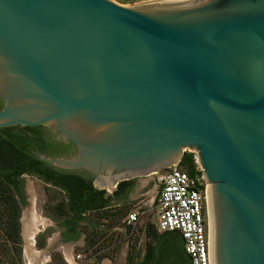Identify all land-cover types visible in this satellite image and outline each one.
Here are the masks:
<instances>
[{
	"label": "water",
	"instance_id": "obj_1",
	"mask_svg": "<svg viewBox=\"0 0 264 264\" xmlns=\"http://www.w3.org/2000/svg\"><path fill=\"white\" fill-rule=\"evenodd\" d=\"M0 134L106 193L193 151L207 263L264 264V0H0Z\"/></svg>",
	"mask_w": 264,
	"mask_h": 264
},
{
	"label": "trees",
	"instance_id": "obj_2",
	"mask_svg": "<svg viewBox=\"0 0 264 264\" xmlns=\"http://www.w3.org/2000/svg\"><path fill=\"white\" fill-rule=\"evenodd\" d=\"M177 164L190 175L200 172L195 167L193 151L184 150L177 160ZM23 174H31L44 184L50 183V186L58 191L59 198L54 202L52 210L55 216L60 219L58 224L63 226L62 236L65 239H75L80 232L85 233L83 245L76 249L85 251L87 245L91 247L98 240L99 232L95 233L94 230L87 229L86 211L93 209L99 222L98 218L104 215L101 207L107 200L104 189L93 186L90 175L82 170L49 164L0 134V264H21L22 261L19 215L21 203L24 201ZM131 183V178L119 180L112 190V195L115 198L125 199L129 190L123 186L126 184L130 187ZM149 225L156 230L153 223H146V236L153 238L154 235L149 233ZM177 234L179 241L172 240L170 237L166 238L161 232L157 233L156 239L158 243H162V241L178 243L186 257L185 264H188L189 257L183 249L180 234L178 232ZM45 236L44 230L36 234L35 245L37 247L43 246ZM96 249L95 246L91 250ZM150 256L149 241L147 240L139 264H149ZM57 258L61 259L60 254L57 251H52L50 259Z\"/></svg>",
	"mask_w": 264,
	"mask_h": 264
},
{
	"label": "crops",
	"instance_id": "obj_3",
	"mask_svg": "<svg viewBox=\"0 0 264 264\" xmlns=\"http://www.w3.org/2000/svg\"><path fill=\"white\" fill-rule=\"evenodd\" d=\"M147 182H136L132 189L128 191L125 199L115 198L112 195V191L104 192L107 196V200L102 205V215L97 220L94 210H87V229L94 230L95 233L99 232L98 240L89 247L85 248L84 252V264H139L144 252L146 241H149L150 247V261L152 264L154 256L159 244L165 246L172 243L162 241L158 243L156 236L158 232H161L166 238L170 237L172 240L177 239L179 241L178 234L175 230L158 231L154 230L153 226L149 225V233L153 234V238L146 236L145 224L148 222L153 223L152 215L149 213V208L153 204V196L155 191H148V194L144 197H140L145 190V184ZM155 187V182L153 183ZM124 184L123 187H125ZM145 187V188H144ZM140 205L142 210L139 211L138 217L134 221L127 220V212L133 208V205ZM54 224L53 230L45 237V254L43 255L42 264H48L50 260V254L52 251H57L60 254L61 260L64 264H75V253H79V249L76 247L83 245L85 233L80 232L79 236L75 239H65L62 236L63 226ZM96 236V234H95ZM97 247L92 251L93 247ZM100 253V255H99ZM47 257V259H46ZM45 261V262H44Z\"/></svg>",
	"mask_w": 264,
	"mask_h": 264
},
{
	"label": "built area",
	"instance_id": "obj_4",
	"mask_svg": "<svg viewBox=\"0 0 264 264\" xmlns=\"http://www.w3.org/2000/svg\"><path fill=\"white\" fill-rule=\"evenodd\" d=\"M195 167L200 171L188 174L177 162L169 163L151 173L155 175L153 224L158 231L175 230L182 238V246L189 257L188 264H208L205 251L206 197L205 180L194 155ZM140 205H133L127 220L138 217ZM75 253L74 257H79Z\"/></svg>",
	"mask_w": 264,
	"mask_h": 264
},
{
	"label": "rangeland",
	"instance_id": "obj_5",
	"mask_svg": "<svg viewBox=\"0 0 264 264\" xmlns=\"http://www.w3.org/2000/svg\"><path fill=\"white\" fill-rule=\"evenodd\" d=\"M118 3L125 4V5H130L134 4L138 1L142 0H114ZM23 194H24V201L21 203V209L23 210L25 207H29V210L27 211V217L24 221V224L27 223L31 217V215H35L43 220L42 223H40L39 227L40 231H45V235H48L54 228V224H56L57 217L55 216L54 211L52 210V206L54 202L59 198L58 191L50 186L49 183L44 184L40 179L37 177L28 175V174H23ZM146 181L147 183L145 184V187L147 188L145 190V193H143L140 197H144L148 194V191L154 190L155 187H153V183L155 182V175L154 173H149L148 175H141L138 177V181ZM99 185H103L99 184ZM144 187V188H145ZM149 213L152 215V219L154 220L156 217V214L154 212L153 204L149 208ZM25 216V215H23ZM25 227V225H24ZM26 229V228H25ZM38 232L33 233L32 235V245H33V255L31 254L30 258H32V264H42L43 260V255L46 253V247H45V241L42 247H37L35 245V239H36V234ZM21 235V251H22V256H21V264H28L29 262L27 261V255L25 254V241ZM46 237V236H45ZM30 243V242H29ZM80 255L79 257L76 258L75 264H84V252L79 250ZM47 259V257H46ZM48 260V259H47ZM61 259H53L49 260L47 263L48 264H64ZM45 262V261H44ZM45 264V263H44Z\"/></svg>",
	"mask_w": 264,
	"mask_h": 264
},
{
	"label": "flooded vegetation",
	"instance_id": "obj_6",
	"mask_svg": "<svg viewBox=\"0 0 264 264\" xmlns=\"http://www.w3.org/2000/svg\"><path fill=\"white\" fill-rule=\"evenodd\" d=\"M84 172V171H83ZM86 174H89L85 172ZM31 175V174H28ZM91 177V174H89ZM33 176V175H31ZM35 177V176H34ZM139 176H135L132 179V183L129 186H125V189H132L133 185L138 181ZM50 184V183H49ZM186 257L181 251V247L178 243L165 246L164 244H159L154 256V261L152 264H185Z\"/></svg>",
	"mask_w": 264,
	"mask_h": 264
},
{
	"label": "bare ground",
	"instance_id": "obj_7",
	"mask_svg": "<svg viewBox=\"0 0 264 264\" xmlns=\"http://www.w3.org/2000/svg\"><path fill=\"white\" fill-rule=\"evenodd\" d=\"M165 1H173V0H165ZM107 185L108 184L106 182H104V186L107 187ZM205 197H206V195H205ZM26 217H27V215L22 217L21 233H22V237L25 241V254L27 255V261L29 262L28 264H32L33 261H32V258H30L31 254L33 255V253H32V251H33L32 235H33L34 231L39 227L40 223L43 222V220L41 218L35 216V215H31L29 221L24 224ZM24 225H25V227H24Z\"/></svg>",
	"mask_w": 264,
	"mask_h": 264
}]
</instances>
